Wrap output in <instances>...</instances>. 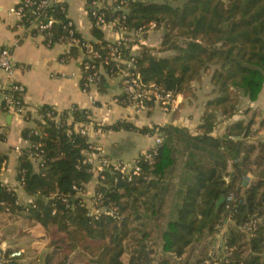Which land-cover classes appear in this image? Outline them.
<instances>
[{
    "label": "trees",
    "instance_id": "16d2710c",
    "mask_svg": "<svg viewBox=\"0 0 264 264\" xmlns=\"http://www.w3.org/2000/svg\"><path fill=\"white\" fill-rule=\"evenodd\" d=\"M151 23L163 31V55L143 48L138 66L144 82L186 96L204 73L211 74L214 98L205 105L199 133L158 127L163 144L153 163H142V175L134 183H116L118 176L107 172L99 186L104 202L116 204L122 219L92 223L73 190L93 179L90 166L81 165L87 139L51 125L40 140L29 137L27 129L24 137L41 142L45 151L40 172L26 156L19 159L18 177L24 176V190L36 208L16 206L18 196L1 185L0 201L11 206V214L24 213L26 220L46 229L55 226L50 244L55 251L45 264H55L58 255L59 264H68L75 252L88 256L81 264H207L209 259L214 264L212 247L227 214L236 221L225 235L229 264H264V221L251 238L237 228L255 215L264 218V112L247 105L243 120L229 125L225 135H213L221 118L232 119L264 92V0L131 2L130 28ZM92 35L97 46L109 45L102 30L93 27ZM107 129L153 132L126 121ZM231 193L237 200L230 210L226 202L217 209L222 196ZM61 196H71L74 209ZM0 213L6 214L1 206ZM31 245L11 244L0 264H35L39 257ZM14 250H22V256L9 259Z\"/></svg>",
    "mask_w": 264,
    "mask_h": 264
},
{
    "label": "built area",
    "instance_id": "2783aa9c",
    "mask_svg": "<svg viewBox=\"0 0 264 264\" xmlns=\"http://www.w3.org/2000/svg\"><path fill=\"white\" fill-rule=\"evenodd\" d=\"M137 0H86V14L92 28L103 30L109 28L116 36L113 42L105 47L97 46L96 42L88 40L76 27L75 22L69 16L67 3L64 0H20L9 11V15L16 19L13 29L19 34V41L25 38L41 39L47 48L62 46L64 52L61 62L67 63L73 53L80 52V69L82 87L89 92L93 86L100 87L105 77L115 78L120 83V95L115 102L120 106L141 113L156 104L165 114L177 112L181 95L165 90L155 83H146L143 80L138 57L145 46H148L149 33L155 25L151 23L138 29L130 28L128 24L129 5ZM64 17V18H63ZM16 66L10 48L0 50V97L3 102V110L6 113L21 117L31 125L29 137H37L40 140L45 136L44 129L54 125L63 129L68 135L76 134L87 139L88 148L84 152L81 161L82 166H90L92 181L84 188L74 186L75 197L80 198V206L86 210L87 217L92 223L99 222L104 217L120 221L122 219L119 207L116 204L104 202V195L98 191L99 186L106 180V173L116 174L119 180L134 183L143 173L142 163H153L159 155V149L163 144L162 135L157 128H152L149 134L153 139L152 147L142 152L133 161H115L98 144L91 139V133L97 128L90 116L83 113L78 116L79 108L72 106L66 111H60L54 107H39L30 105L25 100L27 89L16 81ZM94 103V98H91ZM0 127V143L4 142ZM27 148L16 147L15 152L19 158L26 156L40 172L44 168L45 151L41 142L33 143L30 140ZM7 161L2 159L0 166V185L8 193L17 195L20 189H24V176L18 177L13 183L7 175ZM19 175V172H18ZM89 188H91L89 190ZM71 196H61L60 199L67 207L75 204L70 201ZM237 200V195L231 193L226 197L227 210H230ZM15 205L32 206L36 208L34 200L23 203L19 198ZM0 206L5 213L11 214V206L1 200ZM56 213V211H54ZM225 225L220 226V234L223 240L218 246H214L212 255L216 259L214 264H229L226 247V232L230 224H236L232 214L225 215ZM264 218L255 215L247 222L237 226L238 230L251 238L263 224ZM6 245L0 238V261L7 253ZM23 251L15 250L9 254V259H17ZM211 264V263H210Z\"/></svg>",
    "mask_w": 264,
    "mask_h": 264
},
{
    "label": "crops",
    "instance_id": "0c3cea01",
    "mask_svg": "<svg viewBox=\"0 0 264 264\" xmlns=\"http://www.w3.org/2000/svg\"><path fill=\"white\" fill-rule=\"evenodd\" d=\"M64 1L67 3L69 16L75 22L79 32L88 40L97 42L92 35V25L86 14V0ZM19 2L20 0H0V50L11 49L16 66L15 79L26 87L25 100L28 104L54 107L60 111H66L75 106L80 112L87 113L97 126L91 133L92 141L104 148L115 161H133L153 144L149 134L124 129L120 131L107 129L118 122L126 121L139 129L173 125L186 128L195 135L199 133L198 127L202 123L206 102L200 104L194 98L181 95L179 108L172 115L165 114L156 104L150 105L144 112L136 113L115 102L121 92L120 83L117 79L108 77H105L102 87L93 86L89 92H85L80 75V52H74L67 63H62L60 61L64 52L62 46L47 48L41 39L30 37L19 41V34L13 29L16 19L9 15V11ZM102 31L108 42L115 40L116 36L109 28H104ZM151 37L147 40L148 44ZM193 88L195 91L196 84ZM91 98H94V103ZM246 105L264 111V92L257 102ZM240 112L242 113V110L230 120L221 118L213 135L223 136L229 125L243 120L245 117L243 113L240 117ZM0 127L5 139L0 143V159L7 161L8 178L16 183L20 158L15 148L29 146V141L24 137V131L31 125L21 117L4 112L0 97ZM17 196L25 204L34 200L24 189H20ZM3 215L0 213V219ZM16 216L22 217L24 213L16 214ZM1 235L0 232V238ZM1 242L7 249L11 247V244L8 245L3 239Z\"/></svg>",
    "mask_w": 264,
    "mask_h": 264
},
{
    "label": "rangeland",
    "instance_id": "374dc122",
    "mask_svg": "<svg viewBox=\"0 0 264 264\" xmlns=\"http://www.w3.org/2000/svg\"><path fill=\"white\" fill-rule=\"evenodd\" d=\"M162 33V30H153L149 33V37L152 36V39H150L148 47L152 48L155 56L163 55V53L160 52L159 45ZM194 84H196L195 91L193 88L192 91L188 92L186 95L187 98H194L200 104L201 102L207 103L208 99L214 98V95L212 94L211 74L204 73L202 79ZM243 105L244 106L241 107L242 113L247 107L246 104ZM240 113L239 115L241 117L242 113ZM225 231L227 232L228 230L226 229ZM0 232L2 234L1 239H3L8 245L17 241H20L23 245L32 242V251L38 254L39 257L35 264H45L47 257L51 256L55 251L54 247H50L51 242H54L57 234L55 226L46 229L35 221L26 220L25 216L18 217L16 214H4L0 219ZM222 240L223 235H218L217 241L214 243L212 250L214 249V246L221 244ZM55 257V264L62 262V258L59 255ZM87 259L88 256L83 252H75L69 257L68 264H81L87 261ZM207 262V264H212V260L210 261V259Z\"/></svg>",
    "mask_w": 264,
    "mask_h": 264
},
{
    "label": "water",
    "instance_id": "95a60500",
    "mask_svg": "<svg viewBox=\"0 0 264 264\" xmlns=\"http://www.w3.org/2000/svg\"><path fill=\"white\" fill-rule=\"evenodd\" d=\"M234 173L231 174L230 178L227 179L228 182H230L232 180V178L234 177ZM226 197L222 196V198L217 202V209L225 202Z\"/></svg>",
    "mask_w": 264,
    "mask_h": 264
}]
</instances>
